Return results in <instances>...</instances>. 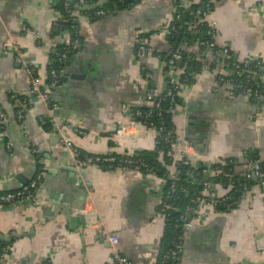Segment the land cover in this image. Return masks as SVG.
I'll use <instances>...</instances> for the list:
<instances>
[{"label": "crops", "instance_id": "obj_1", "mask_svg": "<svg viewBox=\"0 0 264 264\" xmlns=\"http://www.w3.org/2000/svg\"><path fill=\"white\" fill-rule=\"evenodd\" d=\"M59 1L0 0V110L6 120L0 126V192L42 174L33 200L0 205V264H110V235L118 238L116 250L135 264H159L165 246V225L157 215L163 178L133 168L77 169L57 131L86 154L153 150L154 131L137 138L117 131L146 104L150 81L152 90L163 88L161 56L170 52L165 27L176 3L188 7L192 0H139L119 9L112 4L103 17L92 11L109 1L69 0L76 8L80 44L60 67L61 84L51 93L57 108L51 111L29 91L30 77L15 48L35 62L45 89L52 53L72 38L62 27ZM206 21L214 23L217 47L227 48L239 61L259 59L264 77V0H212ZM138 38L160 56L138 58ZM185 50L212 69H203L181 87L182 102L170 118L174 132L192 144L203 166L243 177L254 162L264 166V105L230 96L217 83L219 75L228 73L222 54L214 59V52L198 42ZM140 65L152 74L148 82ZM17 96L24 99L19 102ZM189 104L197 139L188 138L184 112ZM262 174L263 181L251 176L257 183L237 206L198 207L191 226L182 229L177 264H264V249L256 242L264 233V199L256 196L264 191ZM214 191L222 195L225 185L215 184ZM83 208L93 225H84Z\"/></svg>", "mask_w": 264, "mask_h": 264}, {"label": "built area", "instance_id": "obj_2", "mask_svg": "<svg viewBox=\"0 0 264 264\" xmlns=\"http://www.w3.org/2000/svg\"><path fill=\"white\" fill-rule=\"evenodd\" d=\"M57 0H52V3L55 4ZM63 12L61 13V21H68L69 19L73 22L76 21L74 17V10L71 2L69 0H62ZM102 1H110V0H100ZM123 0H113L112 4L116 5ZM212 0H209L204 6L203 10L197 13L194 21H190L187 23L183 34L180 37V44H184L187 41L188 34L191 31H194L195 27L206 20L207 15L209 14L211 8L210 3ZM180 6V5H179ZM111 10L109 8H97L92 11L93 16L95 17H103L109 15ZM69 13L71 18L69 17ZM169 22L165 27V34L169 30H175L174 24L172 22L179 21L181 18L180 11L175 8L173 11ZM208 23V22H207ZM72 26V25H71ZM208 29L206 30V34L208 36V40L199 41L198 44L208 50L213 51L214 53L222 54L228 59V67L229 72L223 75H219L217 77V83L219 85H224L228 95L236 96L242 95L244 97H248L254 104L257 106L264 105V77L261 75L260 80L256 79V71L262 67V62L254 57H250L239 61L235 59L232 53L227 48H219L214 43V23H208ZM70 48L73 50L78 49L80 41L77 34H74L70 39ZM177 45L164 61V63L168 66L167 70V91L166 94L160 96V92H156L155 90L149 89L145 93L146 106L148 109H135L132 111L131 116L133 117L132 121H126L120 124V127L117 131L119 135L127 137H140L148 130H152L156 134V143H158L157 137L162 136V141L165 146V153L168 156L169 160L171 159L170 165V173L168 177L164 180V184L167 182V189H163L161 194V200L159 203V208L157 215L164 222V224L170 219L171 213L176 209L174 204V200L179 198L180 196H173L176 193L181 194L188 191V187L180 182L179 171L176 169L177 165L181 166H195L201 164L199 158L190 142L186 140L184 137L176 134L173 128H167L165 123L162 121L158 125H153V123H149L147 119L151 117L152 111L154 110L158 117H161L163 114L161 108V102L168 98V106L165 109L167 112H174V110L178 107V103L176 102V97L179 95V91L184 84H187V78L183 77L180 79L179 73L183 70V68L177 66V61L182 58V46ZM66 49L61 52L58 59H62L66 57ZM18 53V57H20L26 67L28 75L30 77V88L29 91L36 95H39L40 98L46 103L51 111H54L57 108L56 102L53 100L52 95L46 89L41 88V79L38 74V70L35 62L31 60L24 59L22 56V51L18 48H15ZM136 55L138 58L144 56H156L160 55L156 53L153 46L146 44L141 39H136ZM140 69L142 71L143 79L145 81H149L151 79V72L144 66L140 65ZM204 69H207V66H204ZM230 73V75H228ZM50 81L48 83L49 88H57L60 83V74L54 68L49 70ZM235 77H242L243 82L237 81ZM47 87V89H49ZM18 117H21V111H18ZM6 120L2 110H0V126L2 128L5 127ZM130 126L132 127L131 129ZM76 132L83 134L84 131L76 129ZM57 135L59 137L60 143L63 147L68 151L71 155L72 164L77 169H83L85 167L91 165L98 166H109L118 169H137L142 171V168H147L148 165L144 163V161L140 158H135L134 155L127 154H118V153H108L103 155L97 154H86L82 153L78 148L74 147L72 143L63 136L59 131H57ZM149 172V171H148ZM151 173H154L151 171ZM219 168L215 165H205L201 169V178L195 181L194 187L190 188V198L188 203L184 206L182 213L178 216L174 227H189L192 224V220L194 214L196 216V212L198 207L201 204H205L214 209L217 208H226L230 207L233 204L238 205L244 196H246L247 189L246 182H244L241 186L242 192L239 200H235L231 194V190H238V188L234 185L233 181L228 180L226 182L218 181V183H226L225 192L222 195H215L214 191V183L213 181L219 175ZM189 175L192 176V172H189ZM262 170L260 165L257 162H254L251 167V172L246 173L244 175V179L251 178V176H255L260 181L262 179ZM204 176L207 177V180H204ZM195 179L191 180L194 181ZM42 183V174L37 173L34 178H32L27 184L22 187L11 190L0 192V205H13L18 204L25 201H31L34 198L35 191ZM240 189V188H239ZM247 189V190H246ZM257 197L264 199V191H259L256 195ZM249 199L248 196H246ZM84 217V225H93V219H91V213L84 210V208L80 211ZM93 217V216H92ZM96 217V216H95ZM109 242L112 246V253L110 255V264H135L130 261L127 257L119 253L115 246L118 242V238L115 235H110L108 237ZM170 249L163 254L161 264H165L170 261L173 264L176 260H178L181 245H180V236L177 234L171 240Z\"/></svg>", "mask_w": 264, "mask_h": 264}, {"label": "trees", "instance_id": "obj_3", "mask_svg": "<svg viewBox=\"0 0 264 264\" xmlns=\"http://www.w3.org/2000/svg\"><path fill=\"white\" fill-rule=\"evenodd\" d=\"M73 2L76 0H72ZM112 1L110 0L109 3L108 2H103L102 8H110V10L112 9ZM116 1V0H115ZM139 0H123L122 2H119L116 4V8H122V7H126L130 4H133L135 2H138ZM62 0L59 1L56 4V8H58L59 10H61L62 12L63 10V5H62ZM209 2V0H192L190 5L188 7H181L179 6V2L176 3V7L180 13H181V18L179 21H175L172 22V25L174 24V29L170 31V26L168 27L169 30L168 32L165 34V38L167 40V42L170 44V52L169 53H165L163 54L162 57V61L164 62L167 57L170 55L171 51L180 44L179 40L181 35L184 32V29L187 25L188 22L190 21H194L196 15L198 12H200L201 10H203V6ZM78 9L80 8L82 11L85 10L87 11L88 8H81L82 5L78 4ZM212 7V1L210 3V8ZM73 10H76L75 7H73ZM174 14V13H172ZM69 17L70 13H69ZM72 25V26H71ZM77 21H71L70 19L68 21H62V27L64 29H66L67 31H69V33L71 34V36H73L74 34H77L78 38L79 35L77 33ZM208 23L207 21H203L201 23H199L194 31H191L188 34V38L187 41L184 44H180L183 48H182V58H183V62L182 65L180 66L181 68H183V70L179 73L180 79H182L183 77L187 78V83H190L192 81V79L195 77V75H197L198 73H200L203 69L204 66H207L208 69H212V67L210 65H208L209 63H206L204 61H200L199 59H197L196 57H192L191 54H188V52H186V46L189 45L192 42H199L202 40H208V36L206 34V30L208 29ZM80 39V38H79ZM66 49V56L68 54H71L73 50L70 48V44L65 46L62 50L56 48L55 51L52 53V57H51V62L48 65L47 68V78L45 80L44 83V87H46V91L48 90L49 93L51 94L54 90V88H49L48 87V83L50 81V74H49V70L51 68H54L56 71H58V73L60 74V67L63 65L65 58L62 59H58L61 52L64 51V49ZM219 54L218 53H214V59L215 58H219ZM221 57V56H220ZM225 56L223 55V58ZM228 60V59H227ZM228 63V61H227ZM228 67V65H227ZM229 69V67H228ZM227 69V70H228ZM167 70H168V66L164 63V67H163V76H164V85L163 88L161 89L160 92V96H163L166 94L168 85H167ZM260 69H258L256 71V79L260 80V73H259ZM229 72V70H228ZM230 75V73L228 74ZM237 79V81H241L243 82V78L242 77H235ZM62 81L61 75H60V83ZM151 81L149 82V87L151 89H153L151 87ZM43 87V88H44ZM47 87L49 89H47ZM42 88V87H41ZM16 98V97H15ZM18 101H22V99H24L23 96L18 97L17 96ZM176 102L178 103V105L181 104V100L179 98V96L176 97ZM168 106V98L166 97V99H164L161 102V108L163 111V114L161 115V117H158L157 113L153 110L152 111V115L151 117H149L147 119V121L150 123H153V125H158L160 122H164L166 127L172 128L171 123H170V118L172 116V114L174 112H167L165 111V109ZM149 107H147L146 105H144L142 108V110L144 109H148ZM46 125L50 126L52 121L50 118L45 119ZM158 143L155 144V147L153 150L151 151H136V153L134 154L135 158H140L144 161V163H146L148 165V168H150L149 170L147 168H142V171L146 172H154L157 175H160L163 179L167 178L169 173H170V165L171 164V159L169 160L168 156L165 153V146L163 141H162V136H158L157 137ZM203 167V164H199V165H195V166H181V165H177L176 169L179 171V175H180V182L183 183L184 185H186V187H188V191L185 193H181V194H175L173 196H180L179 198H176L174 200V204L176 206V209L172 211L170 219L164 224L165 225V246H164V250L163 253L161 255L159 264H161L162 261V256L163 254H165L171 245V240L172 238H174L177 234L180 236L182 233V227H174V224L178 218V216L182 213V210L184 208V206L188 203V200L190 198V188L194 187L195 181L199 180L201 178V169ZM262 172H264V166H260ZM192 172V176L189 175V172ZM228 172H230L227 169ZM195 179L194 181H191ZM263 179V177H262ZM228 180L233 181L234 185L238 188V190H231L230 194L236 198L235 200H239V197L241 196V186L244 182H246V186L247 189H250L251 186L255 185L257 183V180H254L253 178H248V179H244L243 176H234L232 173H227V172H220L218 177L213 181L214 185L218 183V181H222V182H226ZM226 186V183H223ZM167 182L164 184L163 189H167ZM240 188V189H239ZM246 189V190H247ZM237 206L236 204H233L230 207H226V208H217L220 210H226V209H230L232 207ZM177 260L173 263V264H177ZM165 264H171L170 261L166 262Z\"/></svg>", "mask_w": 264, "mask_h": 264}, {"label": "water", "instance_id": "obj_4", "mask_svg": "<svg viewBox=\"0 0 264 264\" xmlns=\"http://www.w3.org/2000/svg\"><path fill=\"white\" fill-rule=\"evenodd\" d=\"M72 4V6H74L73 5V3H71ZM212 53V52H211ZM210 53V54H211ZM211 56H212V54H211ZM67 61H68V59H67ZM66 61V62H67ZM182 62H183V58H181L179 61H177V66L178 67H180L181 65H182ZM67 64H68V62H67ZM69 64H70V62H69ZM73 77H74V75H72ZM77 76H80L79 74H75V77H77ZM194 81V79H192V82ZM192 109V105L191 104H189V105H187V107H186V109H185V117L187 118V131L189 132V134H188V138H191V139H197L198 137H196V136H194L195 134H198L197 133V131L195 130V126L196 125H198V124H196V122H194V120L196 119L193 115H192V111H194V110H191ZM74 167V166H73ZM70 170V169H69ZM71 171V170H70ZM204 178V180H207V177L206 176H204L203 177ZM256 242H257V248L259 249V250H262V249H264V233H262V234H259L257 237H256Z\"/></svg>", "mask_w": 264, "mask_h": 264}]
</instances>
